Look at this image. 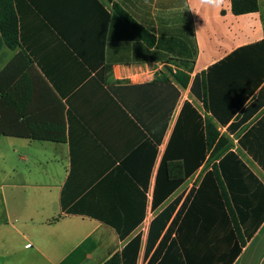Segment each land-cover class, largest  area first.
Returning <instances> with one entry per match:
<instances>
[{"label":"crops","instance_id":"obj_1","mask_svg":"<svg viewBox=\"0 0 264 264\" xmlns=\"http://www.w3.org/2000/svg\"><path fill=\"white\" fill-rule=\"evenodd\" d=\"M14 5L19 43L0 46V264H102L115 253L120 264H264V168L237 141L264 106L227 132L260 87L252 68L257 52L264 71V50L250 46L264 39V0L243 14L230 0ZM101 41L106 83L82 60ZM205 77L233 103L251 92L225 125L214 120L235 156L202 158ZM254 134L264 144V123ZM161 161L192 172L170 186Z\"/></svg>","mask_w":264,"mask_h":264},{"label":"trees","instance_id":"obj_2","mask_svg":"<svg viewBox=\"0 0 264 264\" xmlns=\"http://www.w3.org/2000/svg\"><path fill=\"white\" fill-rule=\"evenodd\" d=\"M231 2V11L234 14H243L248 12H253L258 10V0H230ZM115 11L119 14V16L134 30L137 34L142 37L145 41L149 44L153 43V35L147 32L146 29L141 27L124 9L119 7L117 4H114ZM109 22V13L106 12V26ZM7 45L9 48H15L19 41H18V27H17V15L14 5V0H0V46L2 44ZM250 47L260 48L263 52L264 50V39L261 41L252 44ZM82 56V54L80 55ZM255 67L258 65L257 68H252V74L257 76L258 85L260 86L257 90V93L250 99L249 103L245 106V108L240 111V114L235 116L236 121L231 122L227 126V132H231L233 127H239L249 121L257 111L264 106V71L262 70V60L261 58L254 56ZM83 62L89 67L90 71H94V75L96 76L101 83L107 82V76L111 71V64L107 63L104 58V46L103 42L101 41L99 50L96 53L91 54V58H82ZM226 59L220 61V63H224ZM245 61V58L241 60V64L237 67L238 71L242 70V62ZM259 62V63H257ZM231 70H228L224 79H227L229 75H231ZM198 79V75L193 77L190 89L191 92L197 97L201 98V95L196 92L194 89V82ZM210 79L203 78L201 80L202 86V102L205 105L206 109H210L212 116H207L201 119L198 116L199 122L203 125L202 130V158H205V155L209 153V156L215 158H219L222 155H234L235 153L230 150L231 142L227 134L220 133L218 130L215 122H219L221 125H225L229 119L232 118L233 114L240 109L243 102L249 98L251 92L246 94L242 100H235L233 103V99H231V91L228 89L223 90L219 88L215 90L214 85V78H213V86L211 84ZM187 82V78L184 81V84ZM170 84V83H168ZM257 85V87H258ZM170 88L174 89L176 98H172L170 101V114L174 108L177 95L179 96L177 90L169 85ZM213 89V106L211 100V94ZM223 95L222 100L216 101V95ZM188 103H184L183 106H187ZM230 107V108H228ZM227 112L225 115L220 114L219 112ZM213 119V121H212ZM264 123V113L255 119L251 126L244 129V131L239 135L237 141L241 148H243L258 164H260L264 168V144L261 142H256L253 144L250 142V137H256L255 131L256 127ZM258 137V136H257ZM162 165L164 166L165 173L167 175V183L170 186H177L180 182L186 178L190 172H192L190 168L183 165L182 162H172L167 164H162L161 161V168ZM138 241V236L135 237V242ZM129 245V243L127 244ZM122 261V255L117 253L111 255L107 260H105L102 264H120Z\"/></svg>","mask_w":264,"mask_h":264},{"label":"clouds","instance_id":"obj_3","mask_svg":"<svg viewBox=\"0 0 264 264\" xmlns=\"http://www.w3.org/2000/svg\"><path fill=\"white\" fill-rule=\"evenodd\" d=\"M200 7L220 9L223 7L225 0H195Z\"/></svg>","mask_w":264,"mask_h":264}]
</instances>
